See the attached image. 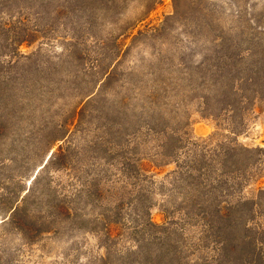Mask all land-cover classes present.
Instances as JSON below:
<instances>
[{"label":"rangeland","instance_id":"374dc122","mask_svg":"<svg viewBox=\"0 0 264 264\" xmlns=\"http://www.w3.org/2000/svg\"><path fill=\"white\" fill-rule=\"evenodd\" d=\"M64 1L0 0V264H161L178 245L193 264L202 214L244 196L257 203L235 227L261 240L264 98L228 112L205 96L232 78L223 38L262 54L264 0H152L144 19L149 1L122 0L94 22L42 21ZM75 40L91 72L63 61ZM55 119L70 127L49 150ZM190 160L208 163L190 176ZM15 205L27 224L7 220Z\"/></svg>","mask_w":264,"mask_h":264},{"label":"trees","instance_id":"16d2710c","mask_svg":"<svg viewBox=\"0 0 264 264\" xmlns=\"http://www.w3.org/2000/svg\"><path fill=\"white\" fill-rule=\"evenodd\" d=\"M32 1V0H28ZM149 1L146 4V14L144 13L143 19L147 16V13L153 8L157 1L147 0ZM65 4H59L55 6L56 8L52 10H47L42 21L50 22L55 21V19H50L52 16L55 18L60 17L65 12L77 13L79 17H83L88 15L90 17L91 22L96 20V17L106 16L111 13H115L120 10L121 5L123 3L122 0H65ZM153 2H155L153 4ZM83 12V16L82 13ZM135 25H132L134 27ZM27 27V26H26ZM29 29V28H27ZM224 42L228 44V52L231 53L226 55V70L227 77L231 76L232 78H227V81H223L218 83L214 82V92L212 95V99L209 95H206V103H210L215 101L219 109H223L225 111H237L242 109V104L247 100L256 102L258 99L262 100L264 98V48L262 50L261 55H257L254 53H245L243 50L239 49L238 44L233 45V39L231 37L223 38ZM26 40H21L18 44L23 43ZM227 52V53H228ZM252 57L251 61L246 65L245 61ZM66 58H73L74 61L77 62L78 66H82V69L85 72H91V70L86 69L83 65L86 63L83 57V50L80 48V44L78 40H75L74 46L67 53L66 57L63 58V61ZM62 61V62H63ZM95 63H99L95 62ZM94 63V65H95ZM225 68H221L219 73H226ZM81 69V70H82ZM105 71L103 74H106ZM246 73V74H244ZM113 72H110L107 78L104 80L105 84L109 81H106ZM223 74V75H224ZM220 75V77H223ZM99 80V79H98ZM104 84V83H103ZM94 91V87L92 89L87 90L83 94H81V98L79 102L74 107V115L75 112L77 114V109L83 98L89 96ZM99 92V91H98ZM98 92L89 98V102H92L98 95ZM247 95V96H246ZM215 99V100H214ZM74 117V116H73ZM72 117V119H74ZM72 122H70L71 124ZM69 123L65 121H61L58 119L52 120L48 122L45 128L41 132L40 140L51 138L52 133H55L52 136V140L48 145V149L51 150L55 147L56 143L61 139H64L69 131ZM173 136V135H172ZM171 137V136H170ZM176 140H178L175 137ZM42 143V142H41ZM56 153V151H54ZM53 155L50 159L40 168V171L48 166L52 161ZM237 151L234 148H231L227 151V153L221 158V166L224 168L229 167L233 164L232 160H236ZM191 164L188 167L190 171V176H192V171L194 168L203 169L202 167L207 165L206 160H201L200 162H196L193 164L194 160H190ZM231 161V162H230ZM203 166H197V165ZM205 168V167H204ZM202 174V173H201ZM195 178V177H194ZM259 193L264 194V186L259 188ZM216 200V198H214ZM257 203L256 198L253 197H241L236 202L227 204L221 210V206L219 201L216 200L211 203L210 210L206 209L205 213H203V217L207 218L205 221V228L200 231L198 236L195 237L196 245L200 248L201 251H204L205 247L208 252H205L202 256L194 260L193 264H264V234L262 235L261 240L256 238V236L251 235L249 233L252 230V227L249 225L248 220L245 222L243 220L241 222V230L237 231L238 220L241 216L246 213V210L249 208L246 207L248 204H251V209ZM10 216L7 220H11V222H21L27 224L26 220L22 221L18 218L20 212L23 210L22 206L15 205L12 208ZM10 209V210H11ZM9 210V211H10ZM262 224H264V211L261 213ZM210 222H209V221ZM207 222V223H206ZM201 242V243H200ZM213 242L212 248H209V245ZM208 245V247H207ZM169 251L165 250L162 254L159 261L161 264H173L175 261L173 257L177 256L176 264H184L190 263L193 261L192 259H182L179 258L178 253L180 245L171 249ZM195 251V250H194ZM181 252V251H180Z\"/></svg>","mask_w":264,"mask_h":264}]
</instances>
